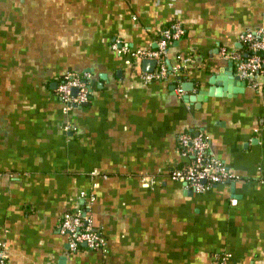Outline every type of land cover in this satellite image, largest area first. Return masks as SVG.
<instances>
[{"label": "crops", "instance_id": "crops-1", "mask_svg": "<svg viewBox=\"0 0 264 264\" xmlns=\"http://www.w3.org/2000/svg\"><path fill=\"white\" fill-rule=\"evenodd\" d=\"M172 22L183 33L166 48L167 76L142 83L149 71L130 53ZM259 30L264 42V0H0L5 263L210 264L220 252L264 264V75L242 84L219 54ZM64 72L90 88L67 113L54 94ZM181 82L213 94L187 101ZM198 133L234 176L201 193L169 179L191 160L178 136ZM76 209L102 250H71L58 232Z\"/></svg>", "mask_w": 264, "mask_h": 264}, {"label": "built area", "instance_id": "built-area-1", "mask_svg": "<svg viewBox=\"0 0 264 264\" xmlns=\"http://www.w3.org/2000/svg\"><path fill=\"white\" fill-rule=\"evenodd\" d=\"M183 33V28L178 22H172L163 27L155 39V46L152 49H133L131 56L139 59H153L155 61L154 69L149 72H142L138 75L142 83L165 78L167 75L165 67V53L168 44L177 40ZM262 32H242L238 35V41L245 45V56L242 57L237 52H228L220 49V56L229 59L235 66L236 72L240 78L257 85L253 75L263 74L264 42ZM111 48L117 53L126 51L124 48L117 47L116 42L111 44ZM183 62V61H182ZM182 67L176 66L174 72L179 74ZM86 74H70L64 72L61 79L57 82L54 94L61 103L64 113H67L74 107H80L86 103L90 94ZM73 90H75L73 92ZM180 94V88L175 89ZM178 145L180 154L190 156L191 160L186 165L174 168L169 173V179L183 184L195 193H201L209 190L215 184H225L234 179L224 166L207 152V138L202 133L194 136L181 134L178 136ZM92 197H90V200ZM58 232L66 236L68 247L75 250L79 245H83L88 250L100 249L104 247L102 236L92 228L90 219L86 212L76 209L74 211H65L58 221ZM229 256L226 253H214L210 264H230ZM0 264L5 263V255L0 250Z\"/></svg>", "mask_w": 264, "mask_h": 264}, {"label": "water", "instance_id": "water-1", "mask_svg": "<svg viewBox=\"0 0 264 264\" xmlns=\"http://www.w3.org/2000/svg\"><path fill=\"white\" fill-rule=\"evenodd\" d=\"M142 67L144 68L145 71H151L155 65V61L153 59H144L141 61ZM239 75H237L235 78L238 79ZM253 77H256V74L253 75ZM210 83V81H209ZM245 83V80L242 79V84ZM194 83L192 82H181L180 84V89L184 92H193L191 94H184L183 98L187 101L191 102H200L201 100H205L207 96H210L213 94V91L211 89H208L206 91L204 90H193ZM75 90H73L74 92ZM218 93V92H217ZM216 94V91H215Z\"/></svg>", "mask_w": 264, "mask_h": 264}, {"label": "trees", "instance_id": "trees-1", "mask_svg": "<svg viewBox=\"0 0 264 264\" xmlns=\"http://www.w3.org/2000/svg\"><path fill=\"white\" fill-rule=\"evenodd\" d=\"M240 49L241 50H235V52L239 53L242 57H244L246 52L245 45H242ZM261 55L264 57V52H262ZM262 72L264 73V68H262ZM61 76L57 78L58 81L61 79Z\"/></svg>", "mask_w": 264, "mask_h": 264}]
</instances>
